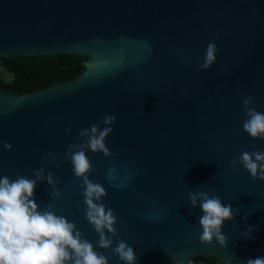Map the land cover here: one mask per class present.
I'll return each instance as SVG.
<instances>
[{
    "label": "water",
    "instance_id": "95a60500",
    "mask_svg": "<svg viewBox=\"0 0 264 264\" xmlns=\"http://www.w3.org/2000/svg\"><path fill=\"white\" fill-rule=\"evenodd\" d=\"M209 42L216 63L199 71ZM57 54L88 57L85 72L36 93L0 91V142L12 145L9 152L0 144V176L53 172L62 195L54 199L38 182L40 210L53 205L109 264H122L98 247L83 181L65 159L81 129L103 128L99 117L114 115L106 141L114 156L89 151V179L105 188L102 202L119 221L113 239L134 249L136 264L264 256V181L231 163L242 151H264V139L243 130L248 95L264 113V0H0V59ZM50 152L55 163L46 161ZM194 192L236 210L223 228L227 248L201 243Z\"/></svg>",
    "mask_w": 264,
    "mask_h": 264
},
{
    "label": "clouds",
    "instance_id": "9594fccd",
    "mask_svg": "<svg viewBox=\"0 0 264 264\" xmlns=\"http://www.w3.org/2000/svg\"><path fill=\"white\" fill-rule=\"evenodd\" d=\"M218 48L214 42L207 45L203 63L197 65L199 71H207L216 63ZM183 59V56L181 57ZM247 119L243 130L253 139H264V113L253 106V97L248 95L243 100ZM101 128L92 124L81 129V143L69 144L66 147L65 159L72 165L74 176L82 180L83 204L85 219L97 233V245L100 249L111 251L122 264H136L134 249L124 240L113 239L119 236V223L115 212L102 201L107 196L105 188L89 179L93 166L87 153L103 154L107 159L114 156L106 145L113 133L116 117L104 114L99 117ZM65 131L71 135V126ZM3 149L12 151V145L0 142ZM46 161L56 162L53 153H48ZM233 167L238 164L250 173L253 180L264 181V151H242L237 159L231 161ZM115 169H110L108 178L115 179ZM33 176L17 175L13 180L9 176H0V264H109L110 257L96 251L84 234L77 229L74 222L57 215L53 205L40 210L34 193L38 182L46 181L52 188V197L59 199L62 195L57 188L59 181L53 172H46L43 167L33 169ZM120 187L122 185H114ZM193 208L202 210L198 218L202 228L200 241L205 245L217 242L228 247V237L224 235L225 223L232 221L236 210L229 204L222 203L218 196L208 192L189 194ZM246 220V219H245ZM242 264H264V256L248 258Z\"/></svg>",
    "mask_w": 264,
    "mask_h": 264
},
{
    "label": "trees",
    "instance_id": "16d2710c",
    "mask_svg": "<svg viewBox=\"0 0 264 264\" xmlns=\"http://www.w3.org/2000/svg\"><path fill=\"white\" fill-rule=\"evenodd\" d=\"M88 57L57 54L0 59V66L13 76L10 82L0 75V91L25 95L75 81L85 72ZM189 264H220L214 257L197 256Z\"/></svg>",
    "mask_w": 264,
    "mask_h": 264
},
{
    "label": "rangeland",
    "instance_id": "374dc122",
    "mask_svg": "<svg viewBox=\"0 0 264 264\" xmlns=\"http://www.w3.org/2000/svg\"><path fill=\"white\" fill-rule=\"evenodd\" d=\"M0 75L2 76L3 80L6 82H10L13 79V76L8 73L6 70H4L1 66H0Z\"/></svg>",
    "mask_w": 264,
    "mask_h": 264
}]
</instances>
